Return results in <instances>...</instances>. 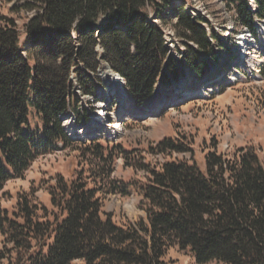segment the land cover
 I'll use <instances>...</instances> for the list:
<instances>
[{
  "label": "trees",
  "instance_id": "16d2710c",
  "mask_svg": "<svg viewBox=\"0 0 264 264\" xmlns=\"http://www.w3.org/2000/svg\"><path fill=\"white\" fill-rule=\"evenodd\" d=\"M254 34L264 0H226ZM14 17L0 18V194L41 155L76 143L84 170L70 179L56 175L50 207L20 196L14 211L0 209V264H169L171 247L188 251L197 264H264V152L253 146L230 154L214 148L204 169L193 158L151 167L138 188L145 218L119 225L102 210V195L128 193L113 177L115 160L130 154L97 138L72 139L60 114L78 96H93L94 73L104 60L125 81L137 107L189 68L200 80L219 61L222 37L191 15L182 0H3ZM20 19L19 27L15 20ZM170 26L186 49L176 62L156 24ZM192 44L193 46H190ZM227 61L221 65L226 69ZM219 73V72H218ZM30 115L38 125L31 127ZM150 153H192L165 138ZM132 157V156H131ZM128 163V162H126Z\"/></svg>",
  "mask_w": 264,
  "mask_h": 264
},
{
  "label": "rangeland",
  "instance_id": "374dc122",
  "mask_svg": "<svg viewBox=\"0 0 264 264\" xmlns=\"http://www.w3.org/2000/svg\"><path fill=\"white\" fill-rule=\"evenodd\" d=\"M184 2L200 11L208 22L206 26L213 28L227 47L220 48L219 61L209 62L214 68L205 73L206 77L195 80L189 68L184 69L185 73L177 80H172L169 86H159L143 103L142 106L149 102L151 110L140 117H130L131 110L139 112L141 107L132 106L115 96V89L119 87L129 94L123 78L104 60L99 61L94 73L87 72L98 83L93 96L82 95L84 113L87 111L90 118V131L97 132L103 144L120 145L122 150L130 152L126 157L120 155L116 158L113 172L117 182L126 185L128 193L102 195V210L119 225L145 218L138 188L146 182L147 171L140 167L141 164L154 167L168 160L193 158L203 170L204 156L213 149V144L214 149L223 154H230L243 146H253L260 154L264 152V17L257 21L253 34L238 22L234 5H228L226 0ZM11 4L0 0V18H14L8 12ZM22 21L15 20L19 27ZM161 26L172 35L170 26ZM176 40L177 45L170 54L178 62L181 58L178 53L184 52L186 46ZM225 61L226 69L221 70ZM104 68L119 79L109 80L107 76L105 79ZM76 89L79 90L78 86ZM30 123L32 128L39 124L36 116L30 115ZM115 123L120 124L117 132L113 131ZM165 138L183 142L192 153L148 151ZM77 146L74 143L63 148L57 144V149L36 158L21 178L7 181L0 194V209L11 213L20 196H28L35 204L50 207L48 189L54 176L70 179L81 170L86 176V157L81 155ZM2 241L0 233V248ZM164 260L169 264H197L188 251H181L178 247L169 248ZM206 264L224 263L211 261Z\"/></svg>",
  "mask_w": 264,
  "mask_h": 264
},
{
  "label": "bare ground",
  "instance_id": "6f19581e",
  "mask_svg": "<svg viewBox=\"0 0 264 264\" xmlns=\"http://www.w3.org/2000/svg\"><path fill=\"white\" fill-rule=\"evenodd\" d=\"M105 69V76H104V78L106 79V76H107V78L109 79V80H112V79H119L118 77L119 76H114V74H111V73H109V72H107L108 70H107V68H104ZM116 77V78H115ZM104 79V81H106ZM120 84V83H119ZM114 94H115V96H117L118 98H119V100H121V101H127L129 104L132 102L131 101V98H130V96L128 95V93L126 92V91H124L122 88H118V89H115V92H114ZM145 107H146V109H142L141 111H137V112H135L134 110H131V113H130V117H140V116H142V115H144L143 113H145V111H149V110H151V106H150V103H146L145 104ZM141 113V114H140ZM116 117H118V116H112V118H116ZM102 126H104L103 124H102ZM105 126H107V124H105ZM114 129H120V124H117V123H115L114 124Z\"/></svg>",
  "mask_w": 264,
  "mask_h": 264
},
{
  "label": "built area",
  "instance_id": "2783aa9c",
  "mask_svg": "<svg viewBox=\"0 0 264 264\" xmlns=\"http://www.w3.org/2000/svg\"><path fill=\"white\" fill-rule=\"evenodd\" d=\"M186 9L189 11L190 14L194 15V14H199L201 15L197 9H195L193 6H190L189 4H186ZM202 16V15H201ZM204 17V16H202ZM167 29H165L164 27H162V31L164 33V39H165V46L168 47L170 50L173 49L175 47V45H177V40L174 37L173 32L171 33L172 35L170 36L169 34H167L166 32ZM122 81V79H121ZM76 91L78 92V94H80L79 90L76 89ZM80 99H81V103H83L85 101L84 97L82 95H79ZM71 116H73V114H71ZM69 119L71 120L72 118L69 117ZM113 131H116V129H113Z\"/></svg>",
  "mask_w": 264,
  "mask_h": 264
}]
</instances>
